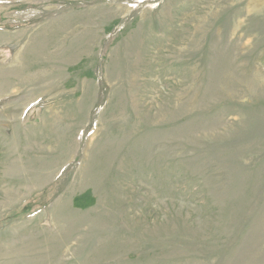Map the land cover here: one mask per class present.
<instances>
[{"label":"rangeland","instance_id":"374dc122","mask_svg":"<svg viewBox=\"0 0 264 264\" xmlns=\"http://www.w3.org/2000/svg\"><path fill=\"white\" fill-rule=\"evenodd\" d=\"M0 264H264V0H0Z\"/></svg>","mask_w":264,"mask_h":264}]
</instances>
